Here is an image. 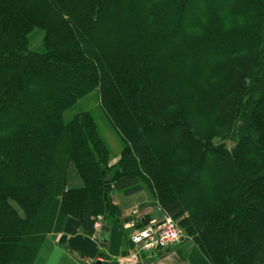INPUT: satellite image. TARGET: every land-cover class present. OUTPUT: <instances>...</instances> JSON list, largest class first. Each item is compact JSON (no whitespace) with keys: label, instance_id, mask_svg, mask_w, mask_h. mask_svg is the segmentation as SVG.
Listing matches in <instances>:
<instances>
[{"label":"trees","instance_id":"obj_1","mask_svg":"<svg viewBox=\"0 0 264 264\" xmlns=\"http://www.w3.org/2000/svg\"><path fill=\"white\" fill-rule=\"evenodd\" d=\"M94 92L114 164L65 118ZM113 191L178 222L177 264H264V0H0V264L70 217L116 226Z\"/></svg>","mask_w":264,"mask_h":264},{"label":"crops","instance_id":"obj_2","mask_svg":"<svg viewBox=\"0 0 264 264\" xmlns=\"http://www.w3.org/2000/svg\"><path fill=\"white\" fill-rule=\"evenodd\" d=\"M120 155L113 158L116 163ZM117 207L120 222L114 227L105 223L103 232L96 240L93 235L85 232L78 220L70 217L66 219L61 232L47 237L34 264H95L104 261L108 264H119L122 256L128 254L131 248L130 236L133 230L126 225L134 220L149 221L161 219L164 214L152 194L141 191L137 194L112 198ZM138 209L140 219L134 218L132 212ZM106 230L109 232L106 233ZM107 237V244L101 240ZM168 254V253H166ZM159 255L158 260L164 255ZM158 260L154 261L157 264ZM163 264H177V259L167 260Z\"/></svg>","mask_w":264,"mask_h":264},{"label":"built area","instance_id":"obj_3","mask_svg":"<svg viewBox=\"0 0 264 264\" xmlns=\"http://www.w3.org/2000/svg\"><path fill=\"white\" fill-rule=\"evenodd\" d=\"M132 216L140 219L139 210H135ZM103 223V216H98L94 222L96 240L102 232ZM141 223L145 224L140 226ZM126 227L133 230L130 236L132 246L128 255L122 257L120 264H150L156 255L175 248L184 239V232L178 222L165 212L161 219L154 218L149 221H139V223L138 220H134Z\"/></svg>","mask_w":264,"mask_h":264},{"label":"rangeland","instance_id":"obj_4","mask_svg":"<svg viewBox=\"0 0 264 264\" xmlns=\"http://www.w3.org/2000/svg\"><path fill=\"white\" fill-rule=\"evenodd\" d=\"M203 10V9H200ZM82 112H90L98 122L99 131L104 138L105 142L109 146L113 158H116L118 155L121 154L122 151V142L113 127L110 124V120L108 118L107 113L100 105V98L97 92L92 93L88 97L82 99L76 106H74L70 111H68L65 115L66 120H70L75 115L82 113ZM114 197L116 201V197H124L123 192L113 191L111 193V199ZM113 201V200H112ZM138 210V209H135ZM104 216V215H103ZM184 232V239L183 241L176 247L174 250L166 254L165 252L162 258L158 260V256H155V260H158L157 264H163L167 260L174 259L178 256H181V251L187 249L186 243L189 241V237L187 236L186 232Z\"/></svg>","mask_w":264,"mask_h":264},{"label":"water","instance_id":"obj_5","mask_svg":"<svg viewBox=\"0 0 264 264\" xmlns=\"http://www.w3.org/2000/svg\"><path fill=\"white\" fill-rule=\"evenodd\" d=\"M107 189H109V186H107ZM105 200H108V199H107V194L105 195ZM108 232H109V231L106 230V233H108ZM107 242H108L107 237H105L104 239L101 240V244L103 243V244L105 245V244H107ZM96 264H108V263H106V262H102V261H98Z\"/></svg>","mask_w":264,"mask_h":264}]
</instances>
